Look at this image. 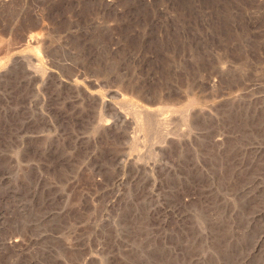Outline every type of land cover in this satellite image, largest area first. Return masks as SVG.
<instances>
[{
	"label": "rangeland",
	"instance_id": "374dc122",
	"mask_svg": "<svg viewBox=\"0 0 264 264\" xmlns=\"http://www.w3.org/2000/svg\"><path fill=\"white\" fill-rule=\"evenodd\" d=\"M0 264H264V0H0Z\"/></svg>",
	"mask_w": 264,
	"mask_h": 264
}]
</instances>
